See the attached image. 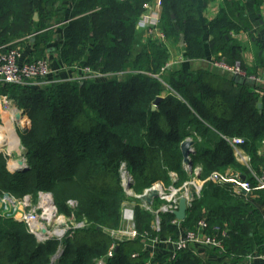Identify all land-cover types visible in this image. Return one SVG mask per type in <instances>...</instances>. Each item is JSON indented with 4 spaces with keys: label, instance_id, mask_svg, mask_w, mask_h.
I'll list each match as a JSON object with an SVG mask.
<instances>
[{
    "label": "trees",
    "instance_id": "obj_1",
    "mask_svg": "<svg viewBox=\"0 0 264 264\" xmlns=\"http://www.w3.org/2000/svg\"><path fill=\"white\" fill-rule=\"evenodd\" d=\"M152 1L0 0V46L33 37L29 61L53 50L64 66L102 75L50 80L49 74L48 82L40 84L0 83V95L22 109L30 124L21 134L26 169L9 170L7 156L0 152V191L31 200L41 191L50 192L57 214L84 224L40 242L23 221L0 217V264H97L100 259L105 264H214L188 246L153 253L147 247L155 239L178 241L201 219L228 230L217 254L235 261L264 254V189L255 190V197H243L233 194L230 184L205 180L233 166L256 185L225 138H243L251 167L258 175L264 172V154L257 153L264 138V95L230 75L167 66L166 43L142 36L137 28L144 5ZM198 4L161 0L159 29L166 40L177 42L183 35L187 59L204 58L208 44L214 55L221 53L226 63H233L238 45L230 33L248 25L222 9L205 28ZM206 33L211 36L207 42ZM158 96L163 98L152 109ZM186 137L195 148L189 169L180 149ZM121 162L133 177L136 193L157 181L181 187L198 167V179L205 180L201 195L183 221L173 222L172 212H159V230L152 226L153 213L135 200L137 236L116 240L105 230L121 226L126 198L118 172Z\"/></svg>",
    "mask_w": 264,
    "mask_h": 264
},
{
    "label": "built area",
    "instance_id": "obj_2",
    "mask_svg": "<svg viewBox=\"0 0 264 264\" xmlns=\"http://www.w3.org/2000/svg\"><path fill=\"white\" fill-rule=\"evenodd\" d=\"M160 8H161V0H153L152 2H148L144 5V12L140 17V23L144 27V32L147 36L153 37L158 42H165L166 38L162 31L159 30V22H160ZM16 45H2L0 46V83H11L17 85H33V84H40L42 82H48L46 77L51 73V68L49 62L46 58H40L33 61H26L21 62V50L18 43ZM212 65L230 76L233 77H240V78H248L252 79L251 77L247 76L245 70L242 66L235 62L233 64H228L223 60H213ZM84 75L79 78L81 80L83 78H96L102 76L100 73H92L89 68H85ZM12 104V100L9 99L6 95H0V108L4 111L9 110V106ZM14 110L22 111L25 115L26 113L17 107ZM19 124L20 129H24L27 124V118L20 120L14 119ZM24 121V122H21ZM25 130V129H24ZM229 145L235 150L236 155L243 159L242 155L239 153L238 148L244 144L243 138L240 137H232L226 139ZM264 145V139L261 141ZM26 164V163H25ZM188 168V167H187ZM119 176L121 179V185L123 187L131 186L133 183L132 176L127 168L125 162H121L119 169ZM195 175L197 176L198 170L197 168L194 171ZM254 175V174H253ZM256 180V185L252 186L251 182L246 179H241V175L239 173H234L230 171H226L224 173L219 172H212L209 175L210 180L218 184H230L231 191L233 194H249L250 196L253 193V190L263 189L264 188V172L260 175H254ZM203 181H200L202 183ZM190 185H194L195 193L193 194V199L198 198L200 196V189L202 185H196L194 182H189L188 186L184 188H173L171 195H170V202L163 204L158 210L159 212H172L177 209L178 201L181 197H185L187 199L188 207H190L193 200H189L187 198V191ZM124 188V189H125ZM148 188L144 189L145 192ZM160 191L162 192V188L160 187ZM193 193V192H192ZM46 193L40 194L41 201L39 203V207L37 205H31V198L29 195H25L22 198V201L17 200L15 197L5 194L2 198H0V203L3 206L5 203V209L7 206L14 207L16 210L17 204L22 207L20 213H17L15 216L12 215L13 219L17 218L20 221H23L27 227L29 232L33 233L38 241L42 242L48 238H50V233L48 231L47 234H43L41 232L42 227L45 225L44 221L47 220L43 218L42 214L38 213V209L41 206L42 202V195ZM140 195V194H139ZM165 193L162 194V196ZM50 197V196H49ZM51 199V198H50ZM27 207H31L28 208ZM21 209V208H20ZM43 210V208H42ZM56 213V211H55ZM134 211L132 209H125L124 210V217L128 220L131 224L128 229L125 231H118L116 232L117 235H125L126 239H133L137 236V231L135 230L133 221ZM10 217V216H9ZM173 222H179V220L174 219ZM36 223H42V227H37ZM160 220L156 221V225L153 227L155 230H159ZM209 228L208 223L201 219L198 221L196 225V229L194 231H187L185 235H183L178 241L175 243L171 242L173 245V249H181L187 247L188 243H194L197 246L207 247V248H219L222 249L223 247V238L227 236V229L221 227L219 225H213L211 227V232H207ZM114 233V231H111ZM42 235V236H39ZM121 236L118 238L120 239ZM158 242L156 239L152 240V243ZM170 242V240H168ZM112 248L109 251V256L112 255ZM152 252V251H151ZM259 260L261 264H264V254L261 255H254L250 254L247 255L244 259V262L251 263V261ZM97 264H105L102 260H98Z\"/></svg>",
    "mask_w": 264,
    "mask_h": 264
},
{
    "label": "crops",
    "instance_id": "obj_3",
    "mask_svg": "<svg viewBox=\"0 0 264 264\" xmlns=\"http://www.w3.org/2000/svg\"><path fill=\"white\" fill-rule=\"evenodd\" d=\"M222 9L226 10L236 22L244 21L249 27L248 29L240 28L237 32L231 31L230 33L231 38L238 45L237 53H235L237 57L233 63L238 62L242 66L247 76L252 78L250 80H253V86H249V85L248 86L251 88H254L253 90L255 92H257L260 96H263L264 95V1H262L260 4H257L255 0H206V1L199 0L197 11H198V15H199V18L203 26L206 28L207 23L213 20L219 14V11ZM140 21L141 20L139 18L137 22V28L140 29L141 32L143 33L144 27L141 25ZM204 38H205V41L207 42L211 39V36L206 33ZM165 43L167 45L168 52H169L167 66L171 67L173 70L182 69L186 71H195L198 69H204V70L211 71L212 73H215V74L229 75L219 69H216L212 65L211 62L213 60H223L225 62V58L221 55V53H217V55H214L211 52L208 44L205 46V57L204 58L191 60V59H187L184 55V52H183L184 39H183V43L181 44L180 36L177 42H174L173 40H166ZM18 45L21 50L20 61L21 62L29 61V59H31L30 49L32 45L25 41L19 42ZM45 55H46L45 58L48 60L50 68H51L50 75H52V77L50 78V80H78L85 73L84 67L82 66L74 65L71 68L64 66L58 60L56 51L49 50V52L47 51ZM215 56H218L219 59L216 58ZM233 63H228V64H233ZM0 111H1L0 114L2 115V120H3V115H6V114L8 115V113H6V111L5 112L2 111L1 108H0ZM185 139L192 140L191 137H186ZM238 151L242 155L243 159L238 157L236 155L235 150H233V154H234V158L236 162L246 167L247 171L249 172V175L254 177V175H256L257 173L250 165V162H251L250 155L246 152L243 146H240V148H238ZM257 153L261 155L264 154V145L261 143V141L257 147ZM7 154H9L10 156V153H7ZM196 168L199 173L200 168L198 167ZM8 169L11 171L13 170V169H10L9 167ZM226 171L239 173L241 175V179L243 177V179L248 180L245 173L239 168L229 166L225 169L224 172ZM170 176L173 180H175V177H176L175 173L170 172ZM197 178H198V175H197ZM208 178L209 176L205 180L212 181ZM205 180H197L196 185L203 186ZM200 181H203V182L200 183ZM153 184H155V186L159 185L162 188V192L160 193L158 197H161L162 194L165 193L166 191L168 194L166 201L167 203L170 202L171 199L169 198H170L173 188L175 187L172 185L165 187L163 186L162 183L158 181ZM178 188L185 189V187H182V186ZM201 190H202V187L200 189V195H201ZM188 191H191L194 194L195 193L194 185H190ZM253 193L251 196L249 194H244V192L241 195L243 197H246V196L255 197L256 195ZM211 227L212 226H209L210 229ZM209 228L207 229V232H211ZM224 228L226 227L224 226ZM151 245H154V247H157L156 252H167V251L173 250L172 243L168 241H162V242L158 241L150 245L148 244L147 245L148 249L151 247ZM151 249L152 250L149 249V251H152V253L155 252V250L153 249V246L151 247ZM202 256L204 255L202 254ZM217 258L224 259L225 256L219 255L217 256ZM254 263H256V261ZM229 264H238V263L229 262Z\"/></svg>",
    "mask_w": 264,
    "mask_h": 264
},
{
    "label": "rangeland",
    "instance_id": "obj_4",
    "mask_svg": "<svg viewBox=\"0 0 264 264\" xmlns=\"http://www.w3.org/2000/svg\"><path fill=\"white\" fill-rule=\"evenodd\" d=\"M37 14V13H36ZM142 36H144V37H146V38H151V39H153V40H155L153 37H150V36H147L146 35V33L145 32H143L142 33ZM29 39H34L33 37H29ZM29 39H27V40H25V42H28L29 43ZM165 42H166V40H165ZM162 82H163V84L166 86V83L162 80ZM167 87V86H166ZM16 107V105L12 102V104L9 106V110L8 111H6V113H8V115L6 114V115H3V120H2V115L0 114V127H6L7 128V130L9 131V128L11 127L12 129H14V131H15V133H16V135L18 136V139L19 140H17V142H18V145H16V147L15 148H13V149H9L8 148V146L7 145H0V152L1 153H3L5 156H7V167H9L10 168V166L12 167V168H10V169H14L13 168V165L15 166V165H18L19 164V166H22L23 165V167H21V170H23V169H25L24 168V164L27 166V160H26V158H25V153H26V149H25V147H24V145H23V143H22V140H21V134L23 133V131H25L27 128H29V123H28V121H27V124H26V126H25V130L24 129H20V127H19V124L16 122V121H14V120H12V115H13V113H14V108ZM2 110V109H1ZM2 111H4V110H2ZM17 111V110H16ZM1 112V111H0ZM5 112V111H4ZM25 117V116H24ZM26 118H27V115H26ZM27 120H29L28 118H27ZM7 131V132H8ZM241 138V137H240ZM225 139H227V138H225ZM4 144V143H3ZM8 151V152H7ZM9 151H11V152H9ZM10 153V156H9V154H7V153ZM19 162H21V163H19ZM10 165V166H9ZM183 165H184V167L186 166L187 167V165H185L184 164V162H183ZM128 168V167H127ZM188 169H189V167H188ZM196 169V168H195ZM195 169H194V171H195ZM129 170V169H128ZM189 171V170H188ZM130 172V171H129ZM131 174V173H130ZM189 174H191L190 173V171H189ZM257 176H258V174H256ZM132 176V175H131ZM132 179H133V177H132ZM197 180H199L198 178H197V176L195 175V173H193V176H191V179L190 180H187V181H185V182H183V184H182V187H186V186H188V183L189 182H194L195 184L197 183ZM153 186H155V184H151V186H149L148 188H150V187H153ZM123 188H125V187H123ZM146 189V188H145ZM264 189V188H263ZM263 189H257V190H263ZM164 190V189H163ZM256 190V189H255ZM255 190H253V192L255 191ZM124 191H125V194H126V198H125V200L123 201V203H122V210H121V226H120V228L119 229H117V230H105L107 233H109V235H111L113 238H115L116 240H124V239H126V236L125 235H117L116 234V232H118V231H122V230H126V229H128L129 228V226H130V222L128 221V220H126L125 219V217H124V210L125 209H132L133 211H134V207H135V205H136V202H135V200H138L139 201V205L141 206V207H143V208H145L146 210H149L151 213H153V216H154V219H153V222H152V226L154 227L155 225H156V221L159 219L160 220V218H159V215L156 213L157 212V210L163 205V204H166L167 203V196H168V194H167V192L165 191V195H163V196H161V197H158V198H156V199H154L153 200V202H152V204L151 205H146L145 203H143V202H141L139 199H137L135 196L136 195H139V194H141V193H136V192H134V190L132 189V187L131 186H129V188L128 187H126L125 189H124ZM42 193H46V194H43V195H47L48 194V196H50L49 194H51L50 192H39V194H38V197L36 198V200H31V205L32 206H35V205H37L38 207H39V203H40V201H41V198L39 197L40 196V194H42ZM5 194H8V195H10V196H13V195H11V194H9V193H6V192H1L0 191V198H2ZM52 195V194H51ZM14 197V196H13ZM17 200H19V201H22V198H17V197H15ZM51 198V200H53V198L52 197H50ZM158 200L159 202L158 203H155L156 201ZM69 204L72 206V207H74L75 206V204H76V202L75 201H73V200H70L69 201ZM5 203H3V206L1 205V203H0V217L1 218H10V217H12V215H16L17 213H20L21 212V210H22V207H21V204L20 205H18L17 204V207H16V210H14V207H10V206H7L8 208L7 209H5ZM41 206H43L42 204H41ZM154 206H155V208H154ZM21 208V209H20ZM28 208H31V207H27V209ZM42 208L44 209L45 207H40L39 209H38V213L39 214H41V213H43L44 211L42 210ZM55 208H56V206H55ZM55 211H56V213L54 214V218L49 222L48 220H45L44 221V224H45V226L47 227V231H49V233H50V235H51V237H56V235L55 234H57V231H59V230H64V232H66V231H68L69 229H70V226H72V227H77L78 225H80V226H83L84 224H83V222L82 223H76V222H74V220L72 219V217H66V216H64L63 214H57V209H55ZM10 216V217H9ZM42 216L44 217V215L42 214ZM133 217H134V215H133ZM17 218H19V216H17ZM15 219V220H17V221H20V220H18V219ZM46 219V218H45ZM60 219L62 220V222H60ZM133 223H134V218H133V221H132ZM111 231H114V233H111ZM190 231H194V230H190ZM228 231V230H227ZM186 234V232H183L182 234H181V237L183 236V235H185ZM121 236V238L120 239H118L119 237ZM180 237V238H181ZM179 238V239H180ZM171 242V241H170ZM173 243H175V242H173ZM150 244H153L152 243V241L149 243V245ZM153 246V249L155 250V252L157 251V247H154V245H151V247ZM188 248L195 254V255H197V256H200V257H202L203 259H205V262L206 261H209V262H213L214 264H229V262H236V263H238V264H261L260 262H259V260H255L256 261V263H254L255 261H251V263H245L244 262V259L242 260V259H238V260H232V258L230 257V256H226V255H223V254H217L216 252H217V250H222V249H219V248H207V247H201V246H197V245H195L194 243H188ZM151 247L149 248L150 250H152L151 249ZM223 248V247H222ZM202 254L204 255V256H202ZM108 256H109V252H108V254H107ZM219 255H223V256H225V258L224 259H218L217 258V256H219ZM247 255H250V254H247ZM100 260H102L103 262H104V260L103 259H100ZM207 263V262H206ZM208 264V263H207Z\"/></svg>",
    "mask_w": 264,
    "mask_h": 264
},
{
    "label": "water",
    "instance_id": "obj_5",
    "mask_svg": "<svg viewBox=\"0 0 264 264\" xmlns=\"http://www.w3.org/2000/svg\"><path fill=\"white\" fill-rule=\"evenodd\" d=\"M33 18L35 20L37 19L36 13H34ZM180 43L181 44L183 43V35L182 34H180ZM233 78H234L235 82H237V83H241V84L247 83L249 86H253V80H250L248 78H240V77H233ZM162 98H163L162 96L156 97V99L154 100V104L152 105V109H155L156 104ZM258 106H260V104ZM180 149L182 152L184 164L187 165V167L191 168L192 161H191L190 155L195 152L194 141L191 139H185L184 141L181 142ZM21 167H23V166L15 167L13 169V171L21 170ZM24 168L25 169L27 168V166L25 164H24ZM242 179H243V177H242ZM127 187L129 188V186H127ZM159 189H160L159 185L153 186V187L148 188L145 192H142L140 195H136L135 197L137 199H139L141 202H143L149 206L152 204L153 200L155 198H158V196L160 195L161 191ZM49 195H50V197H52L51 194H49ZM187 198H189V200H194L193 199V193L191 191H188ZM51 201H52V204L55 208L54 201L53 200H51ZM187 209H188L187 199L185 197H181L178 201L177 209L173 211L174 217L179 221H183L186 217ZM78 226H80V225H78ZM41 232L43 234L48 233L47 227L45 225L42 227ZM64 233H65L64 230H62V232L60 234H55V235L57 238H61L64 235ZM50 237H51V235H50ZM59 255H60V253L55 254L52 258V261L56 260V258H58Z\"/></svg>",
    "mask_w": 264,
    "mask_h": 264
},
{
    "label": "bare ground",
    "instance_id": "obj_6",
    "mask_svg": "<svg viewBox=\"0 0 264 264\" xmlns=\"http://www.w3.org/2000/svg\"><path fill=\"white\" fill-rule=\"evenodd\" d=\"M14 119H20L23 120L25 119L24 117V113L22 111H14L13 115H12V120ZM24 122V121H21ZM7 128L6 127H0V145H7L9 149H13L16 147V145H18L17 140L18 136L16 135L14 129H12L11 127L9 128V131L7 132ZM4 143V144H3ZM21 163V162H19ZM23 166V165H22ZM15 167H20L19 164L18 165H13V168ZM160 190V189H159ZM42 202L41 204L43 205L42 207H45L43 209V218H46L49 222L54 218V214H55V208L52 204V201L50 199V197L47 195H42ZM60 222H62V220L60 219ZM37 227H42V223H36L35 224ZM62 232V230L57 231V234H60ZM39 236H42L39 234Z\"/></svg>",
    "mask_w": 264,
    "mask_h": 264
}]
</instances>
